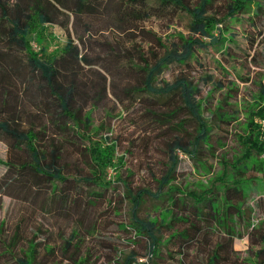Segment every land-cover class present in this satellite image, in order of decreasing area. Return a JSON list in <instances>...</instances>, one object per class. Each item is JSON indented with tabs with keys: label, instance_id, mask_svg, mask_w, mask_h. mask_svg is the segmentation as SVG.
Segmentation results:
<instances>
[{
	"label": "trees",
	"instance_id": "1",
	"mask_svg": "<svg viewBox=\"0 0 264 264\" xmlns=\"http://www.w3.org/2000/svg\"><path fill=\"white\" fill-rule=\"evenodd\" d=\"M154 1V9L159 15L186 13L190 17L189 33L162 39L146 32L149 46L153 48L145 51L131 36V28L137 21L149 18V8L145 7L147 0H0V40L6 36L7 43L12 44L11 47H0V140L8 144L9 151L23 152L28 158L4 162L1 189L4 192V188L9 187L6 179L10 168L19 167V171L29 177L22 188L30 190V179H33L38 188L41 182L48 184L50 197H55L57 184L71 179L65 172L69 168L80 172L79 167L66 163L69 155L75 152L83 158L88 169L76 183L110 185L106 180L109 169L114 171V179L120 181L124 155L115 156L117 140L109 136L110 125H106L105 120L95 123L92 113L98 108H106L103 104L110 89L115 102L122 103L123 96L116 92L122 79L124 85L120 91L124 93V101H134L136 96L175 98L176 104L169 112L155 115L156 118L160 116L161 122L166 123L184 112L195 125L194 134L177 137L168 145L166 169L155 180L157 192L147 188L132 192L126 187L133 229L147 243L148 261L142 264L159 258L164 241L160 238L159 226L171 229L174 219L188 226L181 231H172L167 243L175 239L181 249L184 245L195 248V253H200L198 264H264V221L246 232L250 244L244 254L232 248V235L223 240H216L213 235L216 227H224V223L234 216L241 220L249 217L252 213V208L247 205L249 199L256 205L264 204V194H259L261 185L247 190L243 187L247 172L261 170L255 157L264 153V139L259 125L254 122L264 118V74L259 73L264 67L255 63L260 56L258 49L264 45L249 37L245 44L248 54L244 55V64H238L234 63L240 60L235 47L225 44L233 38V34L226 36L228 23L241 20L239 16L243 14H249L247 20L253 30L259 27L258 24L264 25V0ZM100 19L121 32H116L110 39L97 40L92 27ZM78 24L82 25L81 32L77 31ZM54 25L64 30V43L55 39ZM257 31L260 37L264 36L260 28ZM81 47L85 49L84 53ZM206 48L220 49L225 60V64L220 63L222 66L235 65L248 73L241 79L251 85L247 90L248 101L244 104V108L248 107L247 134L238 135L241 149L231 161L224 156L220 159L222 172L211 181V187L197 194L183 193L174 184L178 153L196 160L201 151L213 157L216 150L221 149L222 142L211 139V127L206 124L209 120L203 117V107H207L205 87L212 82V77L203 74L200 79H195L183 73L172 81H164L159 80V76L171 65L186 67L191 61L198 62L199 51ZM199 66L202 67L201 62ZM224 79L217 81L216 87L223 89L226 97L215 112L207 111L218 122L230 124L232 120L224 115L229 109L234 116L240 113L241 91L235 81ZM228 99L237 101L230 104ZM147 113L154 115L150 109ZM104 115L112 118L110 110L105 109ZM176 122V128L184 124L177 120L173 123ZM14 158L18 160L21 156ZM79 161L76 159L75 162ZM231 171L233 174L229 177ZM16 178L13 176L12 180ZM164 189L166 193L162 194ZM250 190L252 198L248 197ZM174 193L180 194L179 198ZM145 196L152 199L164 196L171 207L153 221L140 219L137 209ZM185 196L193 200L198 213L197 223L173 213L172 206L183 205ZM56 199L64 203L66 196L59 194ZM225 228L229 230L227 225ZM27 229L26 217H20L12 226L0 219V264H48L47 260L56 258V247L48 240L38 238L42 229L34 227L30 234ZM76 237V231L72 230L62 239V256L71 264H87L91 254L78 250L74 243ZM121 260L122 264H136L137 255L131 251ZM181 264L193 262L181 259Z\"/></svg>",
	"mask_w": 264,
	"mask_h": 264
},
{
	"label": "rangeland",
	"instance_id": "2",
	"mask_svg": "<svg viewBox=\"0 0 264 264\" xmlns=\"http://www.w3.org/2000/svg\"><path fill=\"white\" fill-rule=\"evenodd\" d=\"M155 6L156 2L154 0H147L145 7L149 8V18L143 22L137 21L135 27L131 28V36H134L133 38L142 45L145 51L153 48V46H149L146 32L155 34L162 39L177 34L187 36L189 33L190 17L186 13L171 12L162 16L156 12ZM248 16L249 14H243L239 16L241 20L228 23L229 31L226 32V36L233 34V38L232 41L225 42V44H230L231 47L234 46L237 52L236 55L240 59L234 61V63L244 64V55L248 54L246 53L248 48L245 44L250 40L249 37L254 42L264 45V36L260 37L257 31L258 28L264 31V25L258 24L259 27L255 28L254 26L255 30H253L247 20ZM103 19L96 21L92 27L93 33L94 30L97 33L95 34L97 40L110 39L116 32H121L115 26L104 22ZM77 31H82V25H77ZM54 35L58 42L64 43L65 32L62 28L56 27ZM72 37L77 43L74 34H72ZM258 51L260 56L255 63L262 68L264 67V46L260 47ZM81 52H85L83 47H81ZM221 55L219 48H206L199 51L198 62L191 61L190 65L186 67L171 65L159 76V80L164 81H172L176 76L183 73L187 77H194L195 79H200L203 74L212 77V82L205 87V90H207L205 94L207 107H203V117L209 120L206 124L211 127L209 133L211 139L217 138L216 140L222 142L221 149L218 148L213 157L201 151L196 160L178 153L177 180L174 184L183 193L192 192L197 194L211 187V181L222 172L220 159L224 156L228 161H231V157L241 149L237 141L238 135L247 134L248 117L246 114L248 113V107L245 106L244 108V104L248 101L247 90L251 85L241 82V79H244L248 73L246 69L235 65L222 66L220 63L225 64V60ZM200 62L202 67L199 66ZM221 68L225 70H221ZM93 69L96 70L95 67ZM259 73L264 74V71L261 70ZM222 77L226 78L225 81H235L241 91L238 100L240 113L234 116L231 109L225 112L224 117L232 120L230 124L218 122L214 117H210V113L207 111L208 109L209 112H215L217 106L222 104V99L226 97L227 93L216 87L217 81L221 80ZM118 84L119 88L122 89L123 80L120 79ZM120 89L116 92L123 96L122 103L115 102L111 89L108 90L104 100L103 107L105 106L106 110L112 112V118L106 117L104 115L105 109L102 108H98L92 113L95 123L105 120L106 125H110L109 136L117 140L115 156L124 155V166L120 170V181L114 179V171L109 169L106 180L110 181V185L76 183L75 181L78 182L79 180L78 177L86 174L88 169L83 164V158L78 157V153L75 152L69 155L66 163L79 167L80 172L68 167L69 169L65 174L68 175L66 177L71 179L64 184H57L56 195L66 196L64 203L59 202L56 199L57 196L50 197V186L46 183L41 182L38 188L35 180L30 179V190L22 188L21 186L24 182H27L29 177L24 171H19V167L10 168L9 176L6 179V181H9V187H5L4 192L1 189L3 183L0 184V219L6 220L12 226L20 217H26L28 234L31 233V229L34 227H40L42 234L38 238L46 239L56 247V258L47 260L48 264H71L63 258L61 249L62 239L66 238L72 230L77 233L74 243L79 247L78 250L91 254L87 264H122L121 259L131 251H134L137 255L136 264L147 263L148 261L147 243L143 237L134 231L131 223V205L126 196V187L132 192L140 188H147L153 193L157 192L155 180L160 178L166 169L169 155L168 145L177 137L185 138L189 133L194 134L195 125L184 112H181L174 119H168L166 123L161 122L163 118H160V116L156 118L155 115H164L169 112L171 106L176 104L175 98L136 96L134 101L126 102L124 101L126 100L124 93ZM235 101L234 99H228L230 104L236 103ZM148 102L151 103L150 106ZM147 109L154 112L153 117L147 113ZM176 120L182 121L184 124L176 128L174 124L176 125L178 122L173 123ZM254 122L258 125L257 119ZM225 125L229 127L224 128ZM19 154L20 159H13L14 156ZM7 159L18 162L25 161L28 158L23 152L9 151L8 144L0 140V176L5 169L4 162ZM76 159L77 161L80 160L79 163L75 162ZM255 159L260 163L258 167L260 166L261 170L259 172H247L246 178L243 180V187L247 190L256 187L258 184L261 185L259 194H264V153L256 156ZM78 173H81V175H78ZM232 174L231 171L229 177ZM13 176L17 177L15 181L12 180ZM250 179H256V181L250 182ZM165 191L166 189L162 194L166 193ZM251 193L252 191L248 193V197L252 198ZM174 196L179 198L180 194L174 193ZM184 203L183 205L177 203L175 207L172 206L173 213L181 215L185 220L188 217V221L197 223L198 213L193 207V200L185 196ZM247 205L252 208L249 217L241 220L239 217L234 216L224 223V227H216L213 234L216 240L220 238L223 240L232 235V248L241 254L245 253L250 244L246 232L252 227H258L259 223L264 221V204L256 205L252 199H249ZM170 207L164 196L159 199L145 196L137 209V215L140 219L153 221L159 215L163 216L162 212ZM173 221L171 229L159 226L160 238L164 240L161 242L163 246L160 247L159 258H154L149 264H181V259L184 262L190 261L193 264H198L200 253H195V248L184 245L181 249V246L178 245L179 242L175 239L167 243L168 236L172 231H181L188 226L187 223L175 219ZM225 225L229 230L225 228ZM72 250L73 248H71Z\"/></svg>",
	"mask_w": 264,
	"mask_h": 264
},
{
	"label": "crops",
	"instance_id": "3",
	"mask_svg": "<svg viewBox=\"0 0 264 264\" xmlns=\"http://www.w3.org/2000/svg\"><path fill=\"white\" fill-rule=\"evenodd\" d=\"M7 25V24H6ZM56 27H58V26H56V25H54L53 26V33H54V29L56 28ZM54 37H55V35H54ZM56 39V38H55ZM11 47L12 46V44H8L7 43V38H6V36H2V39L0 40V47L1 48H6V47Z\"/></svg>",
	"mask_w": 264,
	"mask_h": 264
},
{
	"label": "built area",
	"instance_id": "4",
	"mask_svg": "<svg viewBox=\"0 0 264 264\" xmlns=\"http://www.w3.org/2000/svg\"><path fill=\"white\" fill-rule=\"evenodd\" d=\"M259 130L262 139H264V118L258 120Z\"/></svg>",
	"mask_w": 264,
	"mask_h": 264
}]
</instances>
